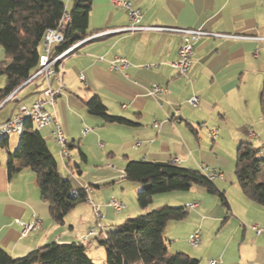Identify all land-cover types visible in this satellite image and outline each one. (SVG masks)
<instances>
[{"label": "crops", "instance_id": "0c3cea01", "mask_svg": "<svg viewBox=\"0 0 264 264\" xmlns=\"http://www.w3.org/2000/svg\"><path fill=\"white\" fill-rule=\"evenodd\" d=\"M130 1L141 10L143 25L201 28L256 39L203 38L193 46L190 68L185 75H179L171 67L182 41L181 35L173 32L99 35L64 58L61 77L65 88L49 111L64 130L69 157L61 156L52 127L38 131L56 161L58 172L70 180L74 189L89 188L87 196L104 216V222L111 223L116 212L107 205L108 199L115 197L122 201L127 192L139 190L138 184L124 179L128 162L166 163L177 159L176 165L190 170H199V165L205 164L223 174V179H216L214 185L226 193V176L234 170L239 145L249 143L255 150L264 148L261 112L264 0ZM60 2L68 14L75 5V0ZM127 25L125 9L113 7L110 0H91L87 37ZM39 52L40 55L43 52L42 45ZM1 56L0 52V62ZM115 56L129 63L121 72L110 68L109 61ZM80 74L84 81L80 80ZM4 84L5 80L0 79V89ZM51 86L57 84L53 82ZM153 86L163 88L164 93L152 97L149 92ZM22 87L16 91L12 103L0 104V125L12 119L21 105L30 106L42 98L46 85L38 78ZM93 97L100 100L108 115L121 117L130 124L108 123L91 115L86 102ZM193 97L198 99L195 107L188 103ZM86 129L89 130L85 133ZM5 137L7 150L12 151L9 146L15 150L16 140L11 142L9 135ZM89 169L91 175H87ZM189 191L196 197L186 204H197L193 210L199 213L204 188L194 186ZM240 206L241 217L246 218L252 210L261 216L256 219L264 224L263 206L245 196ZM124 209H127L125 205L117 213ZM233 212L238 215L234 208ZM35 219L41 220V230L22 238L21 226L16 222L29 223ZM94 224L93 208L86 201L72 209L62 224L55 223L47 203L40 199L34 173L23 168L8 176L6 151L0 148L1 249L19 258L49 243H82ZM245 233L244 230V239ZM262 243V248L252 247L246 252L255 256L256 264H264ZM97 247L87 249V253ZM224 255L222 251L218 264H244L241 252L230 263Z\"/></svg>", "mask_w": 264, "mask_h": 264}, {"label": "trees", "instance_id": "16d2710c", "mask_svg": "<svg viewBox=\"0 0 264 264\" xmlns=\"http://www.w3.org/2000/svg\"><path fill=\"white\" fill-rule=\"evenodd\" d=\"M91 0H75L69 12L70 24L64 42L52 49V56L89 36L88 16ZM63 12L60 0H0V47L4 60L0 75L5 84L0 89V104L20 88L36 70L44 32L55 27ZM20 88V89H19ZM19 89V90H18ZM16 92V93H17ZM15 93V94H16ZM15 94L4 104L12 103ZM91 115L108 123L130 124L127 120L110 116L97 97L86 102ZM264 117V85L261 96ZM17 147L7 150V138L2 137L0 148L6 151V169L12 176L23 168L30 169L36 178L40 199L47 203L49 214L57 224L86 201L83 188L74 189L68 178L57 170V164L43 137L26 121L18 136ZM234 175L242 194L264 207V157L249 143H241L236 151ZM124 179L138 184L136 202L146 210L152 198L161 193L185 192L194 186L219 198L229 208L223 192L199 170L182 168L172 162H128ZM188 216L185 207L163 206L126 220L116 229L107 231L106 238H97V245L105 249L106 264H199V260L182 253L167 255L163 231L169 221H182ZM0 264H93L81 242L49 243L26 255L13 258L0 248Z\"/></svg>", "mask_w": 264, "mask_h": 264}, {"label": "built area", "instance_id": "2783aa9c", "mask_svg": "<svg viewBox=\"0 0 264 264\" xmlns=\"http://www.w3.org/2000/svg\"><path fill=\"white\" fill-rule=\"evenodd\" d=\"M110 4L115 8H123L127 12L128 25L124 28H118L114 30H106L103 33L95 34L90 37L84 38L73 45L69 46L64 51L59 54L52 56V48L54 45H58L64 42L68 27L70 24V16L67 12L63 11L58 23L55 27L47 29L42 37V48L43 52L38 58V65L36 70L29 76L26 82L22 85H26L38 78H41L45 82V89L43 91V96L40 99L34 101L30 106L21 105L14 117L2 125H0V138L5 137L10 134L20 136L23 131V126L26 121H30L34 129L40 130L46 127H52V136L54 142L60 147V153L63 158H68V148L67 140L62 126L57 122L55 116L49 111V108H53L55 99L61 95L65 86L62 82L61 77V63L65 57L71 54L79 45L82 43L96 38L99 35H105L110 33L127 32L134 33L140 31H152V32H173L181 35L182 41L177 50V58L171 63V67L179 74L185 75L190 68L191 56L193 53V46L195 43L201 41L203 38H216V39H239V40H254L256 38L252 36H236L224 33H214L198 29H173L164 28L158 26L143 25L141 23L142 12L136 7L130 0H110ZM110 68L116 71H123L128 65L127 59L123 57L115 56L109 61ZM81 81L85 78L82 74L79 75ZM55 82L56 87H52L51 84ZM21 86V87H22ZM17 91V90H16ZM13 92L6 100L1 104H4L9 100L15 93ZM164 93V89L159 86H153L149 94L158 98ZM188 103L192 106H197L198 99L196 97L191 98ZM158 126V124H156ZM89 129H86V133ZM250 136H254L251 134ZM258 155H264V148L258 150ZM173 164H177L178 160L174 159ZM199 171L209 180L215 181L216 179H223V174L210 169L205 164L199 165ZM86 194L89 188H83ZM86 202L90 204L93 208V213L95 216V224L91 227L87 234L82 238V243H84L86 249H92L97 245V238H106L107 229L102 225L101 221L103 216L100 214L98 209L95 207L93 202L88 196H86ZM107 205L115 212H119L124 208V204L110 197L108 199ZM197 204H189L188 209H195ZM21 226L20 236L26 238L29 234L41 230L42 222L39 219H35L29 223H22L20 221L16 222ZM250 229L257 235H264V228L258 225L250 226ZM189 244L192 247H197L199 245V234L198 232L193 233L188 238ZM209 264H218L215 261H210Z\"/></svg>", "mask_w": 264, "mask_h": 264}, {"label": "rangeland", "instance_id": "374dc122", "mask_svg": "<svg viewBox=\"0 0 264 264\" xmlns=\"http://www.w3.org/2000/svg\"><path fill=\"white\" fill-rule=\"evenodd\" d=\"M0 52L2 54L1 61H3L5 56L1 47ZM0 79L5 80L2 75H0ZM9 139L11 142L16 140L17 145L18 136L11 134L9 135ZM9 149H12L13 151L14 148L9 146ZM89 170L90 171H87V175L92 174L91 169ZM226 177L225 182L227 183V192H224L223 194L231 209L223 207L217 196L207 193L204 189L205 195L203 194V200L200 199L199 201L200 206H202L199 213L198 211L187 208L189 204H186V201H193L196 197V195L190 191L157 194L152 198V202L147 209L142 211L136 202L137 192L134 193L130 191L127 192L125 199H122V201L114 197L115 199L121 201L127 209H124L120 213H114L113 223L106 222V220L104 222L103 219L101 223L103 226L108 225L107 231H111L116 229L117 226L123 224L128 219H133L160 207L170 206L181 208L186 206L188 216L182 221H169L164 228L163 238L165 240L168 256L176 253H182L198 259L199 264H209L210 261L219 263V255L222 251H225L224 257L228 263H230L234 259L237 260V256H239L241 252V261L244 264H256L258 262L254 260L255 256L251 257V255H246V252L250 251V248L252 247L262 248L264 235L257 236L251 231L250 226L256 224L263 227L264 224L261 220L256 219V217L259 219L261 216H258V213H255L252 210L248 211L246 218L241 217L240 213L242 210L240 200L244 195L239 188L234 175V170L232 169ZM230 183L232 184L230 185ZM133 184L136 185V183ZM220 191L222 192L223 190ZM233 208L236 209L238 215L235 214V211V213L233 212ZM134 210L136 212H134ZM262 210L264 212V207ZM127 214L130 216H127ZM120 220L122 222H119ZM244 230L246 232L245 239L243 238ZM195 232H198L200 236L199 245L196 248L192 247L188 241L189 236ZM88 256L93 264H106L105 249L102 246H98L92 253H88Z\"/></svg>", "mask_w": 264, "mask_h": 264}]
</instances>
